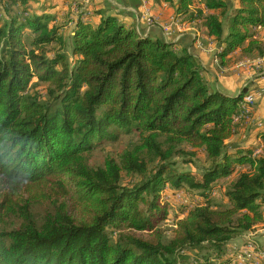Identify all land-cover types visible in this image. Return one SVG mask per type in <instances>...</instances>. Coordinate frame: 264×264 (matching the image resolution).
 Instances as JSON below:
<instances>
[{
  "label": "trees",
  "instance_id": "trees-1",
  "mask_svg": "<svg viewBox=\"0 0 264 264\" xmlns=\"http://www.w3.org/2000/svg\"><path fill=\"white\" fill-rule=\"evenodd\" d=\"M38 1L3 0L0 10V264H188V250L234 258L228 242L264 224V155L227 146L252 87L233 96L211 88L187 47L101 11L65 36L56 13L30 7ZM175 14L218 44L221 65L264 58V0H177ZM112 129L140 141L91 167L86 154L116 139ZM199 150L209 164L200 178L180 171L174 158ZM247 165L229 182L231 207L197 206L163 240L167 185L207 195ZM124 173L139 180L123 184ZM120 223L154 236L112 241L108 228Z\"/></svg>",
  "mask_w": 264,
  "mask_h": 264
},
{
  "label": "crops",
  "instance_id": "crops-1",
  "mask_svg": "<svg viewBox=\"0 0 264 264\" xmlns=\"http://www.w3.org/2000/svg\"><path fill=\"white\" fill-rule=\"evenodd\" d=\"M2 1L0 0V10ZM147 1L146 7L143 0H40L30 2L29 5L37 12L46 10L56 13L52 24L62 26L65 36L72 34L79 19L92 23L99 22L103 15L102 13L94 14V11L117 16L128 27L135 26L139 34L144 37L151 35L161 38L166 42L176 44L177 49L187 47L204 68L203 75L211 88L221 90L230 96L241 94L242 90L249 85L252 87V91L264 88V58H245L228 66L221 65L218 58L221 48L214 40L197 30L195 24H184L181 19L179 20L182 24L181 27L174 26L170 35L164 32L163 26L171 25L175 20L177 0H174L175 4L173 5L164 0ZM146 9L150 11V16L155 20V24L152 26L147 22ZM257 32L264 36V29H258ZM237 56H239V51L232 53L229 57L234 60ZM246 100H251V93L245 98ZM246 107L248 109V105ZM238 116L234 122L237 126L236 132L227 141L229 152L253 151L254 155H264V98L258 99L254 105L252 120ZM249 169L248 165L238 166L236 172L227 179L233 180L239 173ZM249 235H252L256 244L264 251V224L260 225L255 232L245 234L243 238L246 239V242ZM244 241L236 240L233 247L236 245L242 251ZM233 254L234 251L231 256ZM239 261V253L235 252L233 263L236 264ZM260 264H264V260Z\"/></svg>",
  "mask_w": 264,
  "mask_h": 264
},
{
  "label": "rangeland",
  "instance_id": "rangeland-1",
  "mask_svg": "<svg viewBox=\"0 0 264 264\" xmlns=\"http://www.w3.org/2000/svg\"><path fill=\"white\" fill-rule=\"evenodd\" d=\"M181 26L182 24L180 23V27ZM259 36L260 38H264L263 35H259ZM40 89L43 91L45 87L41 86ZM248 95H250V93L245 95L243 101H245V98ZM240 111H241L240 116L245 117V112H248L246 105L241 104ZM112 131L115 134H117L116 139H112V140L106 139L104 141L98 142L93 147V149L86 154L89 165L91 167L97 168L103 166L105 159L109 156L118 159L119 156L124 151L128 149L131 150V148L140 141V133L136 131H132L131 133H120L116 129H112ZM191 151L193 150L188 148V153H190ZM174 161L177 163L178 169H180V171H188L191 172L192 174L194 173L197 178H200V174L203 171V169H206L209 166L208 162H206L205 153L202 150H199L197 152V156L193 157L192 155L187 154L186 157L184 158H180V157L174 158ZM138 180L139 177L132 178L126 175V173H124L122 183L132 184L133 182H136ZM229 182L230 180H225V179L219 180V182H217V184H215L212 187L211 191L207 195H202L198 191L184 188L186 194L185 195L179 194L176 196L173 193L176 189H173L171 185H167L163 189L161 195H162L163 203L167 205L168 216L167 219L163 221L158 227V229L162 233L163 240L168 241L173 239L175 235V231H176L175 229L177 223L182 219H185L188 216L189 212L197 206L210 205L214 209H227L231 207L228 198L226 196L227 190L230 186ZM71 203H72V211L74 215H76L78 207L72 200ZM142 208L146 209L147 207L142 205ZM46 209H47L46 206H42L41 204L36 205V207L34 208V213L38 218H41L42 214L46 211ZM256 230L257 229H255V231ZM108 234L112 241L119 240L121 235L123 234L136 235L139 237H143L145 239H152V237L154 236V232L150 233V232H139V231L130 230L122 223L110 226L108 228ZM240 239L241 241L245 240L243 244L245 245L246 239L243 237ZM235 241H236L235 239H233L232 241L230 240L228 242L226 249L229 248V252L231 254L233 253V251L239 253L240 261L236 262V264H241V262L244 263L258 262V255L253 254L252 251H248V249H242L241 251L240 247L236 245L235 247H233V245L236 243ZM228 255L229 254L225 253L223 255L218 256L215 255L214 251H207V250H204L203 252L188 250L184 253V256L188 264H192V263L201 264L204 263L206 258H209V261H212L214 264H234L233 263L234 258H231Z\"/></svg>",
  "mask_w": 264,
  "mask_h": 264
},
{
  "label": "built area",
  "instance_id": "built-area-1",
  "mask_svg": "<svg viewBox=\"0 0 264 264\" xmlns=\"http://www.w3.org/2000/svg\"><path fill=\"white\" fill-rule=\"evenodd\" d=\"M144 6L148 4L147 0H143ZM146 16H147V22L150 26L155 24V20L152 16H150V11L148 9L145 10ZM180 27V21L174 20L171 25H165L163 26V30L167 35H170L172 32L173 27ZM251 93V100L243 101L241 104L248 105V112H245V118L248 120H252L253 118V107L258 99L264 98V88L256 89ZM261 152V151H258ZM182 195V194H181ZM247 242L244 245L243 249H248V251H252L253 254L258 255V262L253 263H244L241 262V264H260L261 261L264 260V251L259 248V246L256 244L255 240L252 238V235H249L247 237ZM241 254V253H240Z\"/></svg>",
  "mask_w": 264,
  "mask_h": 264
}]
</instances>
